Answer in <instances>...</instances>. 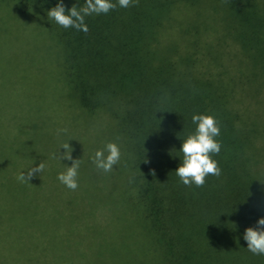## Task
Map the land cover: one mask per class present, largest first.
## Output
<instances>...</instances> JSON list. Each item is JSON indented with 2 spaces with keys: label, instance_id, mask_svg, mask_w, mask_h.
Instances as JSON below:
<instances>
[{
  "label": "trees",
  "instance_id": "obj_1",
  "mask_svg": "<svg viewBox=\"0 0 264 264\" xmlns=\"http://www.w3.org/2000/svg\"><path fill=\"white\" fill-rule=\"evenodd\" d=\"M55 3L0 0L3 37H24L14 30L30 26L31 39L48 44L49 58L40 50L32 69L46 75L48 63L64 117L80 126L108 120L121 159L107 179L99 173L82 204L60 190L43 204L47 190L30 188L28 179L4 182L0 171V264L19 261L17 251L45 248L40 232L63 253L42 264H264L241 236L264 216L257 113L252 101L241 100L245 86L254 92L250 77L264 74V0H130L126 8L112 0L116 7L107 13L84 16L86 31L47 19ZM62 3L80 9L87 0ZM226 39L235 50L223 49ZM34 94L20 99L19 91H0V123L33 121L29 131H39L48 111ZM10 99L17 109L11 115ZM194 112L214 115L220 126L221 148L213 155L220 175L206 176L199 187L183 185L174 173L179 138L193 129ZM3 137L0 130V169H17L22 149Z\"/></svg>",
  "mask_w": 264,
  "mask_h": 264
},
{
  "label": "rangeland",
  "instance_id": "obj_2",
  "mask_svg": "<svg viewBox=\"0 0 264 264\" xmlns=\"http://www.w3.org/2000/svg\"><path fill=\"white\" fill-rule=\"evenodd\" d=\"M19 27L21 28V26ZM3 31L5 32L6 29L4 26H0V63L7 68L4 69L3 67L2 69V66L0 65V91H19L20 99H26L30 94L33 95L34 93H40L44 99V101H41L42 106L48 111V113H46V119L43 118L44 120H42V128L34 133L29 131V126H32L31 123L33 121L27 123L24 120L11 119L9 121L7 118L1 120L0 130L4 133L3 141L11 143L10 145H13L18 151H21L22 149L21 156H17L15 162H13V165H15L17 169H0L1 176L4 182H11L14 184L20 183V181L16 179L17 174L20 171L26 172L27 170L24 168H28L32 161L33 165H30V167L34 166L39 160H41L44 163V168L39 173L34 172L27 179L29 181L28 183H30V188H43L47 190L45 197L42 199L43 204L48 205L49 201L52 202V200H55L58 190L62 192L63 197L66 199L74 200L75 203H77L76 201L81 204L86 203L87 198L85 197L86 199L83 201V196L88 193V190L91 189L94 184L101 180L99 173L102 172V170L95 168L90 157L95 149L101 148L104 143L109 141L108 120L103 121V123L96 122L93 125L88 124L86 126L85 124L84 126H80L78 119L70 121L68 117H64L63 106L65 105L62 96L60 95V87L54 86V81L52 80L54 75L50 69L47 70L48 63L46 62V70H43L46 72V75L44 73L37 75L38 73L32 69V65L35 64L38 59L40 60L43 54L46 58H49V55L47 54L48 51H46L48 44L46 43L41 47L40 44H38L40 39H38L37 42L31 39L34 37L33 35L31 36L32 30L30 26L27 27L23 33L20 30H14V35L25 36L18 37V39L15 40L12 38V41L6 36L3 37ZM15 31L17 32L15 33ZM226 40L227 42L226 45L223 46V49L227 47L228 50H235L236 44H232L230 39ZM40 50L43 54L40 53ZM260 53H262V56L259 58V61H262L264 58L263 49ZM235 54L239 56L241 61L246 63L245 69L248 70L251 67V63L247 58V55L244 56L245 54L243 55L239 49ZM248 63L250 64L248 65ZM242 65L243 64H241V68ZM255 68L257 70L261 69L260 66H255ZM263 76L262 73L258 71L254 76L250 77L249 81L251 87L255 88L254 92L249 95L247 86H245L246 90L243 96L241 94V100L243 102L252 101L250 105L255 113H257L256 119L259 128H256V136L257 138L260 137L258 139L260 148H257V156L262 157L264 162V82L259 86L260 80L263 79ZM37 77L38 79L42 77L40 85L38 84L39 80H35ZM32 79L33 81H31ZM245 84H248L247 79ZM34 101L35 98L32 99V104L36 103ZM10 103L11 99L9 104ZM9 108L11 115L14 113L12 103ZM60 129L63 131H58ZM18 130L22 131L20 140L24 141V144L22 142L21 146L18 144ZM65 143L69 144L71 148L70 155L73 159H77L79 164L77 170V188L74 190L65 187L57 180V173L63 171L64 168V165L62 164L70 165L71 163L70 160L61 159L60 164L58 160L53 158L56 149ZM58 151L62 152L63 149L60 148ZM104 173V178L107 179V172ZM100 175H102V173ZM39 196H42V194H39ZM37 240L40 245H45L46 247L42 248L39 246L37 249L38 251L32 252L17 251L19 261L15 264H42L48 260L59 258L63 255L61 250L57 251L51 248V241L53 239H49L46 233L40 232Z\"/></svg>",
  "mask_w": 264,
  "mask_h": 264
},
{
  "label": "clouds",
  "instance_id": "obj_3",
  "mask_svg": "<svg viewBox=\"0 0 264 264\" xmlns=\"http://www.w3.org/2000/svg\"><path fill=\"white\" fill-rule=\"evenodd\" d=\"M121 8L129 6L130 0H117ZM116 4L112 0H87L84 7L77 9L63 6L62 0H56L54 6L46 9L47 19H51L56 24L67 28L69 26L86 31V25L83 23L84 16L90 13H107L109 9L115 8ZM193 129L180 139L179 144V163L174 169L179 182L185 186L194 185L199 187L204 184L205 177L208 175H220V168L213 155L218 153L221 148L217 137L220 135V126L216 117L210 113L194 112L190 116ZM58 131H63L62 129ZM63 151L59 152L58 149ZM71 148L68 143L60 145L53 158L70 160V165H64L63 171L57 173V180L69 189L77 188L78 160L70 155ZM121 159V150L114 141L104 143L101 148L93 151L90 160L95 168L108 172ZM146 162V161H145ZM61 164V163H60ZM30 165H33V161ZM26 169V172L20 171L16 179L23 182L27 180L34 172L39 173L44 168V163L39 160L34 166ZM255 226L244 228L241 236L245 242V247L252 254L264 255V216H258L254 222Z\"/></svg>",
  "mask_w": 264,
  "mask_h": 264
}]
</instances>
